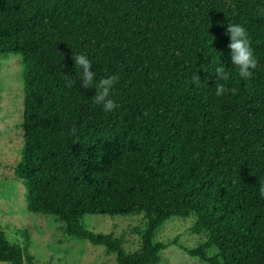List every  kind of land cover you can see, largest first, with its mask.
Wrapping results in <instances>:
<instances>
[{
    "label": "trees",
    "instance_id": "1",
    "mask_svg": "<svg viewBox=\"0 0 264 264\" xmlns=\"http://www.w3.org/2000/svg\"><path fill=\"white\" fill-rule=\"evenodd\" d=\"M230 22L248 32L251 78L231 64ZM10 54L23 66L30 213L58 217L118 264H159L169 244L154 242L157 230L195 215L191 231L206 240L190 255L264 264V0H0V58ZM75 55L93 61L97 80L119 75L114 111L80 87ZM220 62L230 79L216 96ZM90 215L142 216L140 249L88 229ZM24 257L0 229V263Z\"/></svg>",
    "mask_w": 264,
    "mask_h": 264
},
{
    "label": "rangeland",
    "instance_id": "2",
    "mask_svg": "<svg viewBox=\"0 0 264 264\" xmlns=\"http://www.w3.org/2000/svg\"><path fill=\"white\" fill-rule=\"evenodd\" d=\"M21 59L13 54L0 58V229L8 240L25 248L24 264H118L116 255L88 240L67 235L64 223L53 215L27 210L24 168V90ZM196 216H174L157 230L154 242L169 246L159 264H209L186 248L199 247L204 234L191 231ZM142 216H86L83 224L96 234L113 233L123 238L127 251L140 249ZM27 247V248H26ZM216 248L207 255L216 254ZM3 264V263H0Z\"/></svg>",
    "mask_w": 264,
    "mask_h": 264
},
{
    "label": "clouds",
    "instance_id": "3",
    "mask_svg": "<svg viewBox=\"0 0 264 264\" xmlns=\"http://www.w3.org/2000/svg\"><path fill=\"white\" fill-rule=\"evenodd\" d=\"M225 34L229 37L227 45L230 49L229 56L231 64L238 69L239 77L248 79L253 76V70L257 67V58L254 55L253 48L246 28L240 23L230 22ZM75 67L79 69L78 80L82 81L80 87L89 89L95 87V94L91 96L92 103L99 106L105 113L114 111L118 104L113 98L114 85L119 80L117 73H110L100 76L97 80V71L92 70L93 61L87 55H75ZM215 73V95L222 96L226 91L224 82L230 79V73L226 70L223 63H219L214 68ZM194 83H201L200 77L195 73L192 77ZM77 81L69 80L66 86L71 87ZM258 193L264 197V180L259 182Z\"/></svg>",
    "mask_w": 264,
    "mask_h": 264
}]
</instances>
